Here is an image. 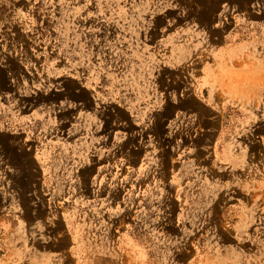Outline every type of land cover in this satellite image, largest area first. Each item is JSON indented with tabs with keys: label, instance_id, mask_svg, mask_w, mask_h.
<instances>
[{
	"label": "rangeland",
	"instance_id": "rangeland-1",
	"mask_svg": "<svg viewBox=\"0 0 264 264\" xmlns=\"http://www.w3.org/2000/svg\"><path fill=\"white\" fill-rule=\"evenodd\" d=\"M0 137V264H264V0H0Z\"/></svg>",
	"mask_w": 264,
	"mask_h": 264
},
{
	"label": "bare ground",
	"instance_id": "bare-ground-1",
	"mask_svg": "<svg viewBox=\"0 0 264 264\" xmlns=\"http://www.w3.org/2000/svg\"><path fill=\"white\" fill-rule=\"evenodd\" d=\"M4 138L0 137V141H2ZM4 143V141H2ZM4 145V144H3ZM6 146V145H5ZM21 154V153H20Z\"/></svg>",
	"mask_w": 264,
	"mask_h": 264
}]
</instances>
